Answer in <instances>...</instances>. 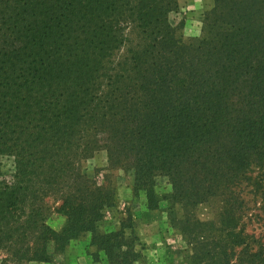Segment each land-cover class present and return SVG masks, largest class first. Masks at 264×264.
I'll return each instance as SVG.
<instances>
[{"label":"trees","instance_id":"16d2710c","mask_svg":"<svg viewBox=\"0 0 264 264\" xmlns=\"http://www.w3.org/2000/svg\"><path fill=\"white\" fill-rule=\"evenodd\" d=\"M172 10L176 0H0V161L16 158L15 183L0 184V248L11 264L52 261L49 241L59 253L88 230L111 264H134L135 233L97 227L115 194L80 161L98 149L135 170L152 209L154 177H171L166 199L185 210L172 223L194 264L237 252V264H264V0H217L207 37L189 44ZM49 197L69 218L60 233L45 224ZM200 202L220 204L213 220L198 219Z\"/></svg>","mask_w":264,"mask_h":264},{"label":"clouds","instance_id":"9594fccd","mask_svg":"<svg viewBox=\"0 0 264 264\" xmlns=\"http://www.w3.org/2000/svg\"><path fill=\"white\" fill-rule=\"evenodd\" d=\"M178 11L172 10L168 13V20L172 27H177L181 22V29L184 39L200 40L204 37L205 14L214 11L217 0H176ZM187 17V19H185ZM131 30V25L126 29ZM15 156L11 157L6 169H11L7 176L0 175V182H7L11 185L15 183L16 165ZM85 174H92L97 167L103 169L95 175L97 186H102L106 174H110V157L106 150L99 156L87 158L81 162ZM121 183L116 189V215L113 214L111 207L105 206L101 211L103 215L102 222H98V229L104 235H112L119 232L123 227V221L131 215L132 227L125 228L126 239L133 236L137 237L132 246V251L144 259H137L134 264H193L191 257L195 256V246L189 239L185 238L183 232L175 227L171 220V211H175L178 219L185 217L183 204L177 202L173 208V203L165 197L175 193V184L168 175H157L154 177L155 183L152 185L154 194L159 198V206L156 209L150 207L149 191L147 188H141L137 193L135 187V170H117ZM127 178V179H125ZM49 197L47 199L50 200ZM63 200L54 202L52 216H49L45 224L51 230L60 233L69 222V218L62 212L55 209L61 208ZM259 207V205H257ZM129 209L131 211L129 212ZM196 215L201 222H208L215 218L212 207L205 202L196 205ZM251 232V228L247 230ZM261 229L256 227V234H260ZM95 233L88 230L85 235L72 237L62 252L55 250V241H49L47 254L54 256L55 264H111V259L106 249L99 248L93 243ZM203 239V237H201ZM141 245H144L142 248ZM129 246L123 244L119 251L127 252ZM11 253L4 248H0V264L9 260ZM239 252L233 258L232 264H237ZM26 264H52L50 260L31 258Z\"/></svg>","mask_w":264,"mask_h":264},{"label":"rangeland","instance_id":"374dc122","mask_svg":"<svg viewBox=\"0 0 264 264\" xmlns=\"http://www.w3.org/2000/svg\"><path fill=\"white\" fill-rule=\"evenodd\" d=\"M210 13L211 12H208V13H206L205 14V30H204V37H205V33H206V37H207V30H208V28H207V26L209 25V23H210ZM185 19H187V17L185 18ZM178 27H179V30H177V37L178 38H180L181 37V39H182V41L184 42V43H186V44H189V43H196V42H199V41H201L202 39H200V40H191V39H184V37H183V35H182V32H181V29L183 28V23L181 22L179 25H178ZM105 149H98L94 154H93V156H99L100 155V153H102L103 151H104ZM92 156V157H93ZM88 158H91V157H88ZM87 158H85V159H83V160H81L80 161V170L81 171H83V174L84 175H87L90 179H92L93 181H94V183L97 185V180L94 178L95 177V175L96 174H98L99 172H101V171H103V169L102 168H100V167H97L96 168V170H95V172L94 173H92V174H85V172H84V170H83V165H82V161H85ZM11 161V158L10 157H4V158H2L1 159V161H0V169H6L7 168V165H8V163ZM12 163H14V161L12 162ZM15 164V163H14ZM78 165H79V163H78ZM119 169H124V168H122L121 166H111V165H109V172H110V174H106L105 175V177H104V180H103V183H102V186L103 187H106L108 190H113L114 191V194H115V196L114 197H116V189H117V187L119 186V184L121 183V178L119 177V175H118V172H117V170H119ZM10 172H11V169H8L7 171H0V175H2V176H7L8 174H10ZM125 179H127V178H125ZM1 183H3V182H0V184ZM101 186V187H102ZM136 191H137V193L139 192V190H137L136 189ZM166 198V197H165ZM159 199V198H158ZM56 201V198L55 197H52L50 200H48V205H49V207L51 208V211H50V216H52V214H53V210H54V202ZM211 207H212V209H213V211H214V213H215V216L217 215V212H218V209L220 208V204L218 203V202H211V203H208ZM158 206H159V200H157V203H156V206H155V208H158ZM112 208V210H113V214L114 215H116L117 213H116V199H114V205L111 207ZM131 211V209H129V212ZM170 211H172V210H170ZM194 212H196V209L194 210ZM175 213V212H174ZM175 216L177 217V215H176V213H175V215L173 216V215H171V220L173 219V217L175 218ZM123 225H124V228H131L132 227V219H131V215H129V218L127 219V220H124L123 221ZM259 227L260 229H261V227H260V225L259 224H255L254 225V227ZM123 229V228H122ZM121 229V230H122ZM120 230V231H121ZM261 232V231H260ZM85 236H86V234H84ZM141 247L143 248L144 247V245H141ZM137 259H144L143 257H138V258H136V260ZM191 260H192V257L190 258ZM192 262H193V260H192ZM24 264H26V263H24ZM52 264H55V258H54V256H53V258H52ZM194 264V263H193Z\"/></svg>","mask_w":264,"mask_h":264}]
</instances>
